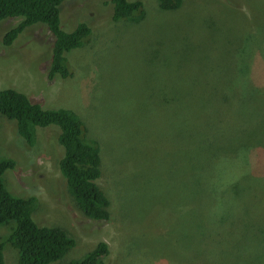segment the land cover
<instances>
[{
	"label": "rangeland",
	"instance_id": "rangeland-1",
	"mask_svg": "<svg viewBox=\"0 0 264 264\" xmlns=\"http://www.w3.org/2000/svg\"><path fill=\"white\" fill-rule=\"evenodd\" d=\"M142 1L146 16L139 22L113 21L112 0L64 2L65 31L80 22L95 31L86 52H68L75 75L64 85L58 76L48 80L54 42L48 26L33 24L6 45L5 32L23 17L0 21V89L15 88L47 108L80 111L88 136L99 142L97 181L112 201L109 222L87 217L70 195L58 164L64 154L60 132L50 128L55 126L38 127L30 145L16 121L0 112V159L17 162L5 171V186L16 196H36L35 221L59 226L75 239L65 260L81 258L101 241L110 247L108 264H182L191 259L189 252L215 251V230L207 229L204 243L202 220L198 215V229L191 212L201 209V200L186 195L187 189L196 194L186 168L202 153L201 141L226 140L242 130L260 132L264 141V0H183L175 10ZM234 163L225 166L228 171ZM239 168L253 172L252 165ZM163 198L168 205L161 210ZM226 201L222 208L230 207L233 200L226 196L217 208ZM7 225L0 227V238ZM180 251L186 252L182 259ZM4 254L6 264H16V248L7 244Z\"/></svg>",
	"mask_w": 264,
	"mask_h": 264
},
{
	"label": "trees",
	"instance_id": "trees-1",
	"mask_svg": "<svg viewBox=\"0 0 264 264\" xmlns=\"http://www.w3.org/2000/svg\"><path fill=\"white\" fill-rule=\"evenodd\" d=\"M65 1L0 0V21L8 17H23L22 21L5 32L2 42L11 45L29 26L36 23L46 24L54 36V42H50L52 49L48 80H54L58 76L63 85L67 81L70 82L75 75L69 66L68 57L73 52H68L82 47L84 48L80 51H85L91 44V36L95 34L87 22H80L70 32L62 28L61 12ZM157 1L163 10L178 9L183 2ZM111 4L113 21L123 19L139 22L146 16L142 0H112ZM89 105H93L92 102ZM0 112L8 119L16 121L19 136L30 145L37 141L38 127L55 126L50 128L60 132L58 139L64 148V154L58 164L78 209L96 220H111V198L97 181L102 175L99 142L88 136V127L80 111L77 113L73 109L61 107L47 108L41 100L31 98L15 88H5L0 89ZM247 129L253 130L249 125ZM263 131L264 129L261 133ZM240 134L231 133V137L226 140H219L225 141L223 143H228L227 145L220 144L219 141H201L202 153L196 155L195 160L186 168L187 180L193 179L192 182L196 186L194 196L189 189L186 195L201 200V209L195 208L191 212L195 215L198 229L197 216L202 220L204 243L208 235L207 229L212 228L215 230L211 235L212 239L220 244L209 254L200 250L189 252L191 259L186 261L190 264L196 257V264H264V225L260 224L264 208H260V199H257L262 187L259 181H264V173L262 174L254 163V160L260 163L263 167L261 171L264 172V141L257 137L260 132L256 136H250L247 130H242ZM236 159L238 162L234 163ZM228 163H234L231 172L225 167ZM238 164L240 167L252 165L253 172L250 168V173L240 168L238 170ZM16 165L14 158L0 159V227L7 224L6 227L9 226V232L3 235L4 238H0V264H6L4 251L7 244L18 251L16 264H108L106 257L110 250L104 241L99 242L81 258L64 259L76 245L75 239L59 226L41 225L35 221L33 213L39 204L36 196H16L6 188L3 175L8 168H14ZM217 185L220 193L215 192ZM166 189L171 192L170 187ZM180 191L181 189H176V193ZM165 194L169 195L167 191ZM226 196L233 200L229 202L231 206L222 208L228 200L218 209V199L222 197L224 200ZM161 200L163 204L159 205L163 210L168 201L164 198ZM226 228L228 229L225 231ZM260 241L262 245L258 243ZM181 252L183 253L180 259L186 253Z\"/></svg>",
	"mask_w": 264,
	"mask_h": 264
},
{
	"label": "clouds",
	"instance_id": "clouds-1",
	"mask_svg": "<svg viewBox=\"0 0 264 264\" xmlns=\"http://www.w3.org/2000/svg\"><path fill=\"white\" fill-rule=\"evenodd\" d=\"M81 211V210H80ZM86 215V214H85ZM87 216V215H86ZM87 217H89V218H91V219H94V218H92V217H90V216H87ZM94 220H96V219H94ZM99 221V220H98ZM101 222H103V221H101ZM104 222H108V221H104ZM107 244H108V242H106ZM108 246H109V244H108ZM109 250H110V247H109ZM110 254V253H109ZM107 258V257H106Z\"/></svg>",
	"mask_w": 264,
	"mask_h": 264
}]
</instances>
